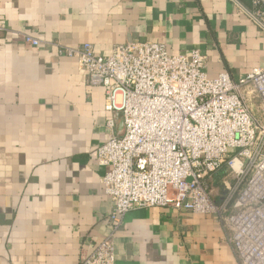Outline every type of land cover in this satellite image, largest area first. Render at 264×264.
Segmentation results:
<instances>
[{
    "label": "crops",
    "instance_id": "obj_1",
    "mask_svg": "<svg viewBox=\"0 0 264 264\" xmlns=\"http://www.w3.org/2000/svg\"><path fill=\"white\" fill-rule=\"evenodd\" d=\"M250 0H0V264H78L109 232L111 201L96 149L108 138L104 92L57 46L162 41L195 49L204 71L233 79L264 67V34ZM116 131V129H115ZM221 168L212 197L223 196ZM229 231L211 215L142 207L124 215L114 264H236Z\"/></svg>",
    "mask_w": 264,
    "mask_h": 264
},
{
    "label": "built area",
    "instance_id": "obj_2",
    "mask_svg": "<svg viewBox=\"0 0 264 264\" xmlns=\"http://www.w3.org/2000/svg\"><path fill=\"white\" fill-rule=\"evenodd\" d=\"M240 7L264 34V0ZM6 32L26 45L44 44L0 24ZM57 48L89 86L103 89L109 113L108 138L96 149L111 201L109 232L78 264H114L124 215L152 206L215 217L229 231L236 264H264V67L236 79L226 71L209 77L205 54H173L162 41L114 45L108 55L88 42ZM223 167L217 202L211 177Z\"/></svg>",
    "mask_w": 264,
    "mask_h": 264
},
{
    "label": "water",
    "instance_id": "obj_3",
    "mask_svg": "<svg viewBox=\"0 0 264 264\" xmlns=\"http://www.w3.org/2000/svg\"><path fill=\"white\" fill-rule=\"evenodd\" d=\"M122 130V120L121 117H118L117 131L121 132Z\"/></svg>",
    "mask_w": 264,
    "mask_h": 264
}]
</instances>
